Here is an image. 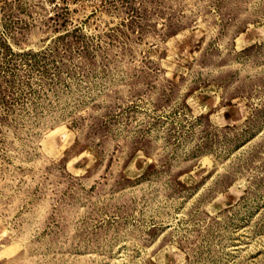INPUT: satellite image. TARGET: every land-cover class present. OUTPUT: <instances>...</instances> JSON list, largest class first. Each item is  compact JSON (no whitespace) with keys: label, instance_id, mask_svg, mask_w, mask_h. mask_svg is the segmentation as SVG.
Returning a JSON list of instances; mask_svg holds the SVG:
<instances>
[{"label":"rangeland","instance_id":"obj_1","mask_svg":"<svg viewBox=\"0 0 264 264\" xmlns=\"http://www.w3.org/2000/svg\"><path fill=\"white\" fill-rule=\"evenodd\" d=\"M0 264H264V0H0Z\"/></svg>","mask_w":264,"mask_h":264}]
</instances>
